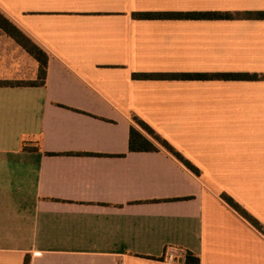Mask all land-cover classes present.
<instances>
[{
	"label": "crops",
	"instance_id": "1",
	"mask_svg": "<svg viewBox=\"0 0 264 264\" xmlns=\"http://www.w3.org/2000/svg\"><path fill=\"white\" fill-rule=\"evenodd\" d=\"M48 55L0 85V264H264V0H0ZM215 11L220 16H153ZM39 61L0 28V80ZM254 73L255 79L226 77ZM140 119L175 154L131 150Z\"/></svg>",
	"mask_w": 264,
	"mask_h": 264
},
{
	"label": "trees",
	"instance_id": "2",
	"mask_svg": "<svg viewBox=\"0 0 264 264\" xmlns=\"http://www.w3.org/2000/svg\"><path fill=\"white\" fill-rule=\"evenodd\" d=\"M259 16H264V11L256 12ZM153 16H188V17H197V16H220L221 13L215 11H206V12H167V13H156L151 14ZM0 28L11 35L16 39L25 49H27L38 61H39V72L38 80L33 81H20L17 80L13 82L12 80H0V85H11V84H36L43 83L46 79L47 74V63L48 55L42 48H40L35 42H33L12 20H10L4 13L0 11ZM226 77L235 78V79H255L258 77L254 73H228ZM139 125L147 132L146 135L141 129H138L135 126L131 127L130 137H129V147L131 150H151L156 149V143L164 146L166 149L175 154L180 160H182L191 170L198 172V168L192 164L188 159L183 157V155L178 152L165 138L160 136L153 128H151L144 121L137 119ZM225 199L236 208L241 214L250 220L258 229L264 232V226L260 223L258 219L248 213L237 201L227 194H223ZM186 264H200V258L188 251L185 255ZM24 264H28L27 261Z\"/></svg>",
	"mask_w": 264,
	"mask_h": 264
},
{
	"label": "rangeland",
	"instance_id": "3",
	"mask_svg": "<svg viewBox=\"0 0 264 264\" xmlns=\"http://www.w3.org/2000/svg\"><path fill=\"white\" fill-rule=\"evenodd\" d=\"M17 80H20V79H14V80H12V81L15 82V81H17ZM20 81H24V80H20Z\"/></svg>",
	"mask_w": 264,
	"mask_h": 264
}]
</instances>
